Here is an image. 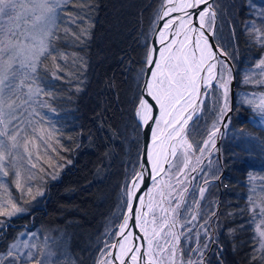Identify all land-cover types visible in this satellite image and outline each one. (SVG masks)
<instances>
[{
  "label": "snow or ice",
  "instance_id": "obj_1",
  "mask_svg": "<svg viewBox=\"0 0 264 264\" xmlns=\"http://www.w3.org/2000/svg\"><path fill=\"white\" fill-rule=\"evenodd\" d=\"M87 7L91 9L93 5ZM221 7L218 0H158L151 26L140 33L141 59L130 60L128 67L134 73L136 90L129 102L131 114L126 127H131L133 136L144 137L143 149L138 148L130 159L118 196V207H126V212L118 214L122 222L113 220V224L119 223L118 230L112 231L117 243L110 245L106 241L101 249L103 258L96 264H211V249L218 243L213 229L217 213L210 206L207 213L202 211L205 186L199 188L200 200L189 187V180L194 181L191 173L205 177L209 173L203 167L198 170L190 161L194 157L195 164L200 165L204 154L209 153L211 164V151L220 129L213 123L202 144L190 142L189 129L199 119L209 95L217 103L222 96L221 116L229 109L230 94L235 101L231 93L236 82L233 54L212 42ZM61 11H68L67 0H0V178L14 175L15 187L22 196L26 185L31 191L28 182L38 179L31 171L39 166L38 150L42 145L51 146V133L57 130L50 125L51 131L45 132L37 126L46 122L42 110L49 106V100H55L46 91L49 82L41 75L40 66L51 57L55 68L52 75L62 79V66L57 60L67 59L55 43L61 39ZM66 19L69 24L65 36L73 24L81 22L78 13ZM244 30L248 33L245 42L264 53V7L245 23ZM72 35L84 43V32L73 31ZM257 59L253 71L264 76V56ZM79 60L78 71L73 73L78 78L87 68V61ZM243 83H251L247 74ZM255 84L264 87V80L257 79ZM245 105L264 123V93L258 98L255 92L246 93L236 106ZM33 149L37 150L35 161ZM197 151L199 156L195 155ZM25 160L30 169L24 167ZM48 163L51 166L52 160ZM40 171L44 168L40 167ZM209 183L206 178L204 184ZM4 187L0 183V189ZM5 208L0 205V216L11 217L20 211L15 203L12 212ZM248 211L244 227L260 221L252 238L249 264H264V203L258 210L252 204ZM20 244L17 240L0 253V264H28L30 260L43 264L31 251L34 245L24 241L23 247L29 249L24 252Z\"/></svg>",
  "mask_w": 264,
  "mask_h": 264
},
{
  "label": "trees",
  "instance_id": "obj_2",
  "mask_svg": "<svg viewBox=\"0 0 264 264\" xmlns=\"http://www.w3.org/2000/svg\"><path fill=\"white\" fill-rule=\"evenodd\" d=\"M222 1V5L231 8H220L215 41L216 46L225 47L224 38L233 37L234 42L227 49L234 58L237 90L227 132L221 139L224 174L220 188L210 185L201 204L205 213L209 206L215 212L219 205V225L216 220L214 225L219 248L209 256L211 264H249L255 226L244 227V222L250 215L246 180L253 169L249 159L253 158L243 149L248 144L242 138L245 133L254 136L264 148V131L251 126L249 119L254 114L249 108L236 105L240 75L258 62V56H264L258 47L245 42L248 33L244 30L245 23L264 7V0H236V4ZM87 5L93 7L89 9ZM157 7L158 0H84L83 4L81 0H67L68 11L60 13L61 39L55 42L59 51L67 54L66 60H57L62 66V79L53 77L51 57L40 66L41 75L49 82L46 91L55 96L46 110L51 127L57 129L54 138L58 174L44 180L43 195L37 203L27 205L23 214L5 220L9 224L0 230V253L6 251L25 225L36 235V253L43 264H96L102 258L105 242L112 244V231L119 225L113 220L120 222L122 217L118 214L126 208L118 207L125 172L130 159L142 147V135L133 136L131 127H126L131 114L129 102L136 90L134 73L128 71L129 61L141 59L140 33L151 26ZM77 13L81 22L73 24L65 36L69 24L66 18ZM73 31L85 33L83 44L75 40ZM79 58L87 61V68L78 78L73 73L78 71ZM240 90L263 92L264 87ZM193 128L196 132H189V136L195 143L193 135H199L200 126ZM254 156L258 157L257 151ZM43 240L48 251L41 256Z\"/></svg>",
  "mask_w": 264,
  "mask_h": 264
},
{
  "label": "rangeland",
  "instance_id": "obj_3",
  "mask_svg": "<svg viewBox=\"0 0 264 264\" xmlns=\"http://www.w3.org/2000/svg\"><path fill=\"white\" fill-rule=\"evenodd\" d=\"M225 1H226V3L233 1L232 3L236 4V0H224V3H225ZM218 2L220 5H222V3H223L222 0H218ZM222 7L231 8L228 5H222ZM226 17H227V15H226ZM226 17H223V19H226ZM217 27H218V19L216 22V35L218 34ZM221 29H222V31L224 30V28H221ZM228 29H233V27L229 26ZM218 36L220 37V35H218ZM228 38H226V37L224 38V41L226 40V42H225L226 46L224 45L225 48H231V46H232L231 44L234 42L232 36H228ZM214 39H216V38H214ZM256 64H254L253 67L245 70L244 73L242 75H240L241 76V82L239 83V88H238L239 91L237 93V104L239 103L240 99H242L245 96L246 93H249V92H242L240 90V88H244V87H248V86H250V87L255 86V88H258L255 84V81L257 79L264 80V76H261L257 72L253 71ZM233 65L234 64L232 63V66ZM234 73H236L235 67H234ZM246 74L251 78V83L247 86L244 85V83H243V78ZM236 86H237V84L235 82L234 87L237 90ZM261 93H264V91L263 92H260V91L255 92L256 97L258 98ZM228 103H229V107H230V98H229ZM222 105H223L222 96L220 97L219 102L217 103L215 98L213 96L209 95L208 100H207V104L203 107V109L199 115V119L189 129L190 134H193L196 132V130L193 128V126L194 125L200 126L199 135L198 134L193 135V139L195 140L194 144H202L203 139H205L207 136V131L211 128V125L213 123L216 124L217 128H220L221 121H222L221 118H223V116L229 110V109H225L223 116H221L220 115V108ZM244 107L249 108L251 110V112L254 114L253 118L251 117L249 119L251 126L254 128H260L261 130L263 129V131H264V123L260 122L259 118L255 115V113L252 111V109L248 105H245ZM206 108H207V110L205 111ZM42 111L44 113H46V122L42 125H38L37 127L43 128L45 130V132L51 131V128L49 127L50 126V117L48 115V112H47L46 108H44ZM206 119H207V121H206ZM229 119H230V117H229ZM206 122H207V127L205 125ZM227 125L228 124H226V127H227ZM203 132L205 134H203V138H202ZM219 134H221V133L218 132L216 135V142H217V137L219 136ZM242 139L246 144H248L247 146H244L243 149H245L247 152H249V155L251 156V158H253V159H249L250 160V166L253 169L252 170L250 169V171L247 173V180H246L247 186H248V193H249L248 198H247L248 209L251 208L252 204H255L257 206V210H258V208L262 205V203H264V153L263 152L260 153V150H259V149H261L264 151V148H263L262 142L260 140H258L254 136L248 135L247 133H245V135ZM189 140L191 142L190 136H189ZM37 143H40V142L37 141ZM235 145H237V144H235ZM52 146L55 147L54 131L51 133V146L42 145L40 147V149L38 150L39 154L41 156V160L36 161V162L38 163L39 166L36 169H31L32 172L36 173V175L38 176V179L28 182V184L31 186L30 192H29L28 186L26 185L24 188V194H23V196L21 195L20 190L16 189V187H15V176L14 175H10L7 178H0V183H3L5 185L4 188L0 189V205H6L5 210L7 212L13 211L12 210V204L13 203H15L16 207L18 209H20L19 212L14 213L11 217H9L7 215L0 216V230L6 228L8 226L9 223L5 224V222H6L5 220L12 218V217H16L17 215L23 214L27 205L28 206L34 205L35 203H37V201H39V199L42 198L43 184L45 182L44 180L51 179V178L53 179V178L57 177L58 168H57V162L55 159L56 150L52 151ZM46 148H47V151H45ZM216 150L217 149H216V143H215V147L212 148V151H211V157H210L211 164L210 165H209V153L204 154L202 163L200 165L195 164V162H194L195 158L194 157L190 161V163H192V166L196 167L198 170L201 167H203L204 171L209 173V175L207 177H205L203 175H198V173H194V175H193L194 181L192 183L193 185L190 188V190L192 191V193L195 197L197 196L198 198H200L199 191H198L199 187L205 186L208 190L210 185L217 184V186L219 187V184L221 183L222 176L220 174L222 172L223 164L221 165V162H220L219 157H218V152ZM255 151L258 152V157L254 156ZM36 155H37V150L33 149V157L32 158L34 161H35ZM195 155L199 156L200 153L197 151L195 153ZM220 156H221V153H220ZM49 159L52 160L51 166L48 163ZM221 161H222V157H221ZM23 164H24V167L26 169L31 168V165H29L26 160L23 162ZM40 167L44 168L43 172L40 171ZM211 173H214V175H211ZM206 178L210 182L209 185H207V186L204 184V181ZM173 183H175V180H173ZM212 186L215 187V185H212ZM158 198L159 197H157V199ZM250 201H251V203H250ZM188 203L193 209L195 208V205L192 203L191 199L188 200ZM217 211H218V209L216 208L215 212L217 213ZM124 212H125V210H124ZM187 218L191 219V216L189 215ZM215 220L213 221V229L217 234V229L214 227ZM121 221H122V218H121ZM259 222L260 221L257 220L256 223H254V226H255L254 231H256V225L259 224ZM118 227H119V225H118ZM118 227H117V229H118ZM177 227H179V225ZM21 233H27V235L22 236ZM115 237H114V240H115ZM17 240L21 241L20 247H21V250L24 252H27L29 250V249H25L23 247L24 241L28 242L30 245H34V247L31 249V251H33L37 260L40 259V258H38V255L36 253V251H38L37 250L38 248L35 244L36 243V235L33 231H30V228L28 225H25L22 227V229L16 234L15 239L13 241H11L10 244L17 242ZM114 240H113L112 244L114 243ZM45 241L47 242L46 239H45ZM45 241H44V243H42V244H44V246L41 248V250L39 249L40 250L39 255H41V256L47 255V251H48L47 246L48 245ZM217 245H218V243L214 245V247L211 249V253L213 252L214 249H215L214 251H217V249L219 248V246H217ZM33 261L34 260L28 261V264L33 263Z\"/></svg>",
  "mask_w": 264,
  "mask_h": 264
},
{
  "label": "water",
  "instance_id": "obj_4",
  "mask_svg": "<svg viewBox=\"0 0 264 264\" xmlns=\"http://www.w3.org/2000/svg\"><path fill=\"white\" fill-rule=\"evenodd\" d=\"M158 35V34H157ZM215 45H216V43H215V40L213 39V41H212ZM149 45H151V39H150V42H149ZM232 71L234 72V67L232 66ZM235 83H234V85L232 86V88H231V93H234L235 94ZM203 95H202V97H200V99L201 100H203ZM230 107H229V110H228V112H226V114L223 116V118H221L222 119V121H221V125H220V131H219V133H224V130H225V125H226V123H227V121H228V119H229V117L232 115V112H233V104H234V100H233V97H232V95L230 94ZM150 142V141H149ZM143 143H144V137L142 136V147H141V150L143 149ZM220 143H221V135L219 134V136L217 137V142H216V151L218 152V157H219V160H220V162H221V156H220ZM222 174H223V172H222ZM138 202H137V206H138ZM125 212H126V210H125ZM132 218H130V220H131ZM122 222V221H121ZM116 230H118V229H116ZM117 240H118V238L117 237H115V240H114V243L113 244H116L117 243Z\"/></svg>",
  "mask_w": 264,
  "mask_h": 264
},
{
  "label": "flooded vegetation",
  "instance_id": "obj_5",
  "mask_svg": "<svg viewBox=\"0 0 264 264\" xmlns=\"http://www.w3.org/2000/svg\"><path fill=\"white\" fill-rule=\"evenodd\" d=\"M193 175H194V173H191V177H193ZM192 183H193V180L190 179V180H189V187H190V188H191L192 185H193ZM199 188H200V187H199ZM198 191H199V190H198Z\"/></svg>",
  "mask_w": 264,
  "mask_h": 264
},
{
  "label": "bare ground",
  "instance_id": "obj_6",
  "mask_svg": "<svg viewBox=\"0 0 264 264\" xmlns=\"http://www.w3.org/2000/svg\"><path fill=\"white\" fill-rule=\"evenodd\" d=\"M202 95L203 94H201V96L200 97H202ZM137 207H139V204H138V206ZM145 210H147V209H145ZM128 230H132L131 228L130 229H128ZM135 231H138V229H136ZM130 240L132 239V238H129ZM117 250H118V248H117Z\"/></svg>",
  "mask_w": 264,
  "mask_h": 264
}]
</instances>
